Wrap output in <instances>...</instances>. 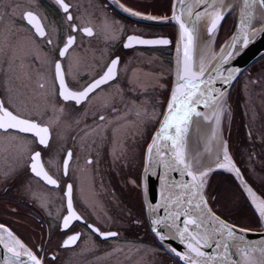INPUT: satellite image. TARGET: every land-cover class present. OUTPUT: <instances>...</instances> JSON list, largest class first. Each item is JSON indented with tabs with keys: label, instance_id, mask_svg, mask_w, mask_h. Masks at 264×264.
I'll return each instance as SVG.
<instances>
[{
	"label": "flooded vegetation",
	"instance_id": "flooded-vegetation-1",
	"mask_svg": "<svg viewBox=\"0 0 264 264\" xmlns=\"http://www.w3.org/2000/svg\"><path fill=\"white\" fill-rule=\"evenodd\" d=\"M66 2L77 17L74 23L94 29L92 37L82 32L71 33L76 36V43L63 61L69 73V84L82 89L98 78L115 58L120 60L119 77L110 85H104L89 103L79 108L70 104L62 115L56 113L59 120L53 126L47 148L38 142L33 144L35 138L31 134L0 132V225L10 229L43 264H67L63 263L62 256L73 257L68 264H115L118 255L132 257L133 238L151 244L141 182L147 145L167 106L173 83V60L178 42L177 27L171 19L174 0ZM121 4L131 12L156 17L155 23L132 20V16L121 11ZM27 8L38 13L48 38L57 46L58 59V47L64 45L71 31L54 0H0V49L8 51L7 56L0 51V101L8 103L10 98L14 109L24 110L44 122L54 115L50 108L55 72L54 65L49 63L52 46L46 39L36 37L34 30L20 19ZM129 36L167 39L170 43L125 48ZM8 45L11 48H7ZM250 70L246 71L248 75ZM243 76L235 88L241 84ZM41 83L45 84L44 88L39 86ZM121 91L124 101L118 103V107L122 118L117 120L115 129L108 125L98 129L96 113L103 111L102 106L112 97L119 101ZM55 92L58 99V84ZM236 98L232 100L235 102ZM59 104L63 106L64 102L59 101ZM154 112L157 115L153 120ZM105 114H110V110ZM252 121L230 120L227 136L243 176L264 199V190L253 178L254 168L244 166V160H264V137L252 134L250 123L256 131L260 128ZM32 149L42 152V162L49 174L58 179L59 187L46 185L23 163ZM68 151L73 152V157L69 174L65 176L62 161ZM50 160L59 165L60 171L49 166ZM88 160L92 163H87ZM257 169L264 172V164L257 165ZM68 184L73 185V209L77 214L102 232H117L116 237L101 238L82 221H72L67 229L63 228V217L68 214L65 195ZM243 203L248 205L246 200ZM247 208L254 216L252 221L255 219L257 223L254 231H262L249 205ZM212 209H216L214 205ZM221 217L237 226H245L231 217ZM132 223L136 232H132ZM77 233L80 238L76 244L64 247L63 242ZM156 249L164 260L168 259L161 249ZM117 264H132V261Z\"/></svg>",
	"mask_w": 264,
	"mask_h": 264
},
{
	"label": "snow or ice",
	"instance_id": "snow-or-ice-1",
	"mask_svg": "<svg viewBox=\"0 0 264 264\" xmlns=\"http://www.w3.org/2000/svg\"><path fill=\"white\" fill-rule=\"evenodd\" d=\"M258 2L259 7L264 11V0H253L252 3L249 0H244V8L241 12V22L238 25V35L234 36L230 45L233 51L237 49L238 43L246 47L249 43V30L253 34L264 32V16L261 17V24L259 28H253L254 20V8L255 3ZM54 3L64 13V17L70 28V33L67 35L66 41L62 47H58L57 58V46L54 45L52 38H48V33L39 18L38 13L31 10V8L25 9L20 14V19L25 21L31 29L34 30L36 37L41 40L46 39V43L52 46V54L49 60L51 65H54V78L53 83V96L54 99L50 105L53 112V117H50L47 121L41 122L40 118L34 119L29 113L21 109H14L12 107L11 100L5 103L0 101V132L4 134H31L35 139L33 144L37 143L45 148L50 146V140L52 136V130L55 123L58 122L59 116L64 113L65 108L74 104L77 108L89 103L94 95H99V91L103 90L104 85H110L112 82L118 80L119 77V58L111 59L110 63L106 65V69L98 78L92 79L90 83L81 88H73L68 82L69 73L63 67V61L67 58L70 49L76 43V36L71 33L82 32L87 37L94 35V29L90 26L80 27L74 23L77 19L70 9L71 5L66 0H54ZM180 5L183 7L181 15H177L175 12L176 4L173 5L172 20L179 26V39L177 42V71L176 81L172 87L171 96L167 101V108L163 114L164 118L160 121V128L152 135L151 143L147 145V152L144 163L145 177L149 174L155 175L160 181V201L157 204H152L145 199V204L149 215L159 211L161 207L164 208L166 215L163 218L151 219L152 231L157 233L161 242L177 238L179 242L186 249L181 253L175 249H169L174 252L180 260L185 261V264H213L216 261H223L225 264H251L248 253L250 251H256L246 239L242 233L250 231L248 228L237 227L231 223H227L219 216L215 215L213 211L208 207V204L204 198L203 190L205 187L206 177L208 176L211 168H205L201 170V161L196 160L193 162V158L189 156L187 151V137L189 128L192 123L193 117H203L205 122L212 119L215 120V124L218 127L220 123L221 114L224 111V96L225 92L212 86L216 83L217 77H221L225 84L231 82L235 77L232 72H229L227 77H223L219 68L212 69L216 73L215 76L211 74L205 67L203 59L199 66L194 63L193 50L194 40L196 35V24L201 19L202 15L207 14L210 17V23L207 27V33L211 37L217 30L220 22L224 19L225 13L221 11L223 7L222 0H212L211 3H207V0H197V7L204 4V12H193V6L186 4L185 0H179ZM125 12H131L130 9L120 5ZM211 10V11H210ZM227 11V10H226ZM186 13L188 17L195 15V20L185 21L182 17ZM132 15H140L137 12H131ZM149 20H154L156 17H145ZM170 41L167 39L160 40H145L136 36H129L127 42L124 44L125 48L133 46V44L141 45H155L163 44L167 45ZM7 48H11L10 45ZM4 51V55H8L7 49H0ZM182 51V56L179 54ZM224 49L221 48L223 53ZM233 53L229 52L227 56H224L223 63L227 62L229 56ZM58 84V99H56L55 86ZM41 88L45 87L44 83L39 85ZM206 86V87H205ZM59 101H63L64 105L60 106ZM124 101V93L121 91L120 99L117 101L116 97H112L109 103L102 106L103 111H98L96 116L98 117L97 128H104L108 125L109 128L115 129L117 126V120L121 117V110L118 107V103ZM197 107H203L211 112V116L208 115V111H197ZM110 110V114L108 113ZM139 115V112H137ZM106 130V129H105ZM213 138L216 137V128L213 129ZM167 141L169 143L161 145V141ZM73 157V152L68 151L67 156L62 161L63 174L67 176L69 174L70 161ZM222 160L217 157L215 164L216 168L225 169L234 173L240 178L243 184V177L240 175L239 169L236 167L232 158L229 155L227 144H223ZM23 163L30 168L31 173L42 180L46 185L59 187L58 179L49 174L45 165L42 162V152L40 150L32 149L29 152L28 158ZM87 163L91 164L92 161L88 160ZM50 167H55L57 171H60L59 165L54 161H49ZM157 166L163 167V173H157L155 171ZM170 172H178L180 176L188 177V180L176 182L169 179ZM7 175V174H6ZM146 184V181H144ZM135 183V181H133ZM248 196L251 199L252 205L255 207L256 212L260 218V225L264 227V199H261L257 194L244 185ZM179 188L180 194H175L174 189ZM73 185H67V192L65 195L68 197L67 212L68 214L63 217V228L67 229L72 221H82L86 226L91 229L93 233H96L101 238L107 239L109 237H116L118 235L115 231L102 232L98 227L89 223L82 215L77 214L73 209L72 201ZM193 211L197 215H193ZM183 228L179 227L177 222L181 221ZM157 226L167 228L169 232L174 235H168L159 231ZM190 226H192L190 228ZM0 229L6 234V237L0 235V245L9 254L5 256V264H27L28 261L31 264H41V260L37 258L22 242L17 239L8 228L0 225ZM80 234L71 235L63 242L64 247H70L76 244L79 240ZM224 249L223 254H219L220 248ZM235 249V255L239 259H233L229 256V249ZM205 249H212L213 255L209 256ZM262 255H264V248H260ZM27 257V261H23L21 258ZM55 259V257H53Z\"/></svg>",
	"mask_w": 264,
	"mask_h": 264
},
{
	"label": "water",
	"instance_id": "water-1",
	"mask_svg": "<svg viewBox=\"0 0 264 264\" xmlns=\"http://www.w3.org/2000/svg\"><path fill=\"white\" fill-rule=\"evenodd\" d=\"M228 1L229 0H222L223 7L221 8V11L225 13L224 19H225L227 14H230L229 13L230 11H228V10L226 11V4H227ZM211 2H212V0H207V3H211ZM249 2L252 3L253 0H249ZM185 3L186 4H191L193 6V12L194 13L196 11H199L201 13L204 12V4L201 3V5L199 7H197V0H185ZM174 4H176V8H175L176 14L177 15H181L184 10H183V7L180 5L179 0H174L173 5ZM243 8H244V0H240V9H239V11L234 12V13L237 14L236 20H235V26H234V29H233V32H232L231 36L229 37V39H227L225 44L222 46V48L224 49L223 53L220 50V52L217 55L214 56V59L211 60L208 63V65H206V69H208V71L211 72V74L213 76H215L216 73L213 72L212 69L219 68L220 73H221V75L223 77H227L229 75L230 71L232 72V75L235 77L234 79L231 80L230 83L225 84L223 79L218 76L216 83L212 86L213 88H218V89H221L222 91L225 92L224 104H223L224 107H225L228 95L230 93V90H231L232 86L234 85V83L236 82V80L250 66H252L254 63L259 61L260 59L264 58V32L253 34L252 31L249 30L250 40H249V43H248V45L246 47H244V46H242L241 44L238 43L237 49L235 51H233L230 47L227 46V45L231 44L233 37L239 34L238 33V25L240 24L241 19H242L241 12H242ZM121 11L123 13H125V14H128L130 17L132 16V20H135V21H138V22L155 23V21H153V20L146 19L145 17H148L146 15L140 14L138 16H134L130 12H125L124 10H121ZM257 11H260L262 13V15L264 16V11H262L260 9L258 2L255 3L254 17L256 15ZM132 12H134V11H132ZM172 15H173V13H172ZM182 18L187 22L190 19L191 20H195V15H193L190 18L185 13ZM171 19H172V17H171ZM224 19L221 20L216 32L211 37L207 33V27H208V25L210 23V17L207 14H204V15H202L201 19L197 22V24H196L197 31H196V35H195L194 50H193L194 63H195L196 51H197V48H198L197 43H198L199 38L203 37L204 38V43L207 42V41H210L211 38H213V44H214L215 37H216V35L218 33V30H219V27L221 26V24L224 21ZM172 21H173L174 25L177 27L178 39H179V26L175 23L174 20H172ZM254 23H255V18L253 20L252 27L253 28H259L260 27V24L259 25H255ZM200 26H202L203 29H202V35H200V37H199V27ZM133 45H141V44H133ZM229 52H232L233 54L228 57L226 63H223L224 56H227ZM179 55L182 56V51H181V53ZM177 59H178V52H177V47H176V50H175V53H174V60H173L174 62H173V83H172V87H173V85H174V83L176 81V71H177V67H178ZM171 91H172V89H171ZM170 96H171V92H170ZM170 96H169V98H170ZM166 108H167V106H166ZM166 108H165V110H166ZM165 110H164V112H165ZM197 111L206 112L208 110L204 109L203 107H197ZM164 112H163V114H164ZM208 115L211 116V112L210 111H208ZM163 118H164V116L162 115L160 121H162ZM212 120H210V121H212ZM160 121H159V123L157 125V128H156L155 132L160 128ZM210 121L205 122L203 117H193L192 123H191L190 128H189L188 137H187V151H188V153H189V145L188 144H189L190 135H191L192 132L196 131L195 123L197 122V125H198L199 123L204 124V123H209ZM150 143H151V141H150ZM167 143H169V142L162 140L161 141L162 147H163L164 144H167ZM146 152H147V149H146ZM146 152H145V156H146ZM144 163H145V161H144ZM155 171L157 173H163L164 169L161 166H157ZM209 172H210V174H208V176H207L208 177V181H206L207 183L209 182V177L214 172H222V173H225V174H231L232 177L235 179L236 183L239 185V187L241 188V190L245 194L249 204L251 205L252 209L254 210L255 214L257 215V217H258V219L260 221L259 215L256 212L255 207L252 205L251 199L248 196V194H247V192L245 190V187H244L245 184L248 187H250V186L248 185V183L244 179V177H243L241 172H240V175H241V177H243V184L241 183L240 178H238L232 172L221 171V170H211ZM169 179L175 180L176 182H179V181H181V179L187 181L188 177H183L182 178L178 172H170L169 173ZM144 181H146V184H145ZM141 183H142L141 184V194H142V201H143V205H144V209H145V215H146V219H147V223H148L149 229H150L154 239L156 240L157 244L162 248V250L168 256H170L174 261H176L179 264H185V261L180 260V258L178 256H176L174 254V252L169 251V249H175L176 251H179L181 253L186 251V249L183 247V245L179 242L178 237L177 238H173V239H168V240H165V241L161 242V240L159 239V236L157 235V233H154L152 231V227L153 226L151 224V219H154V218H157V217L163 218L166 215V212H165L163 207H161L158 212L149 215V212L147 210V206L145 204V199H147L148 202H150L152 204L159 203V201L161 199V197H160V181H159V179L155 175H151V174H149L147 177H145V173H144V169H143L142 182ZM180 192H181V190L179 188L174 189V193L175 194L178 195V194H180ZM203 195H204V198H205V200H206V202L208 204V207L210 208V205H209V203L207 201V198H206L205 190H203ZM193 215L195 216V215H197V213L195 211H193ZM182 220H183V217H181V221L177 222L178 226L181 227V228H183ZM227 223H229V222H227ZM157 227H158L159 231H161V232H164V233H166L168 235H174V233L169 232V230L167 228H164V227H161V226H157ZM191 227L192 226H190V228ZM8 230L11 231L10 229H8ZM242 234L245 236V239L253 247H255L257 249L256 251H250L248 253L249 258L251 260V264H258L257 262H260V264H264V255H262L261 251H259L260 248H264V227H263L262 231L250 230L249 232L242 233ZM0 235H3V236L6 237V234L3 232L2 229H0ZM13 235L17 239H19L14 233H13ZM72 246H74V245H71L70 247H72ZM205 251H206V253L209 256L213 255L212 249H205ZM223 252H224V249L221 247L218 250V253L219 254H223ZM228 254L233 259H237V260L239 259V257L235 255V249L234 248H230ZM6 255H9V254L4 250L2 245H0V264H5V256ZM21 259L23 261H27V257H22ZM27 264H31V262L28 261ZM41 264H42V261H41ZM213 264H225V262L216 261V262H213Z\"/></svg>",
	"mask_w": 264,
	"mask_h": 264
},
{
	"label": "rangeland",
	"instance_id": "rangeland-1",
	"mask_svg": "<svg viewBox=\"0 0 264 264\" xmlns=\"http://www.w3.org/2000/svg\"><path fill=\"white\" fill-rule=\"evenodd\" d=\"M140 1V0H136ZM151 3H157L161 2L162 0H144ZM237 14L234 12H231L230 14L226 15V22L223 24V28L220 26L218 33L215 37L214 44H213V52L212 55H217L222 46L225 44L227 39L231 36L235 19ZM250 74L248 75L246 71H244L241 75L244 74L242 77L241 84L235 88V90L228 96L225 104V111L222 114V134L224 140H228L227 136V130H229V122L232 119L235 120H247L250 122H253L252 120H255V122L258 123L260 128L258 131H256V128H253V125L251 127L250 123V130H252V134L254 136L260 135L264 137V59L259 61L255 66L251 67ZM234 94H236L237 98L234 102L232 100V97H234ZM236 105V106H235ZM157 112L153 113V120L156 118ZM255 124V123H254ZM228 147L229 152L231 156L233 157V162L235 165L237 164L235 160H237L235 154L233 153V147L232 142L228 141ZM264 164L263 159H248L244 160V166L248 165L249 167L254 168V175L253 178L257 179L255 180L258 185L262 187L264 190V172L261 169H257V165L261 166ZM237 166V165H236ZM210 174V172L208 173ZM219 176V175H218ZM218 176L216 178H218ZM210 178V177H209ZM232 180L233 177L231 176ZM211 179V178H210ZM220 180L215 179L214 182L207 183L205 182L204 190L206 192V198L209 203V205L212 207V205L215 206V212L219 214V216H226L233 218L234 221L237 223H241L243 228L253 229L257 225L255 219L254 222L252 221L253 218L250 216L249 209L245 206L243 203V200L240 198V196L235 193L234 189H231L230 187L226 186L225 192H218L216 191V186ZM206 181H208V177L206 178ZM227 185V182L224 184ZM233 186V185H232ZM253 190V189H252ZM254 191V190H253ZM255 192V191H254ZM228 193V194H227ZM256 193V192H255ZM225 194V195H222ZM133 199V206L136 207L134 204V196L132 194ZM214 200V201H213ZM105 204V202H103ZM107 205V204H106ZM108 206V205H107ZM133 211V208H132ZM106 215H109L107 213ZM220 216V217H221ZM133 220V219H132ZM253 227V228H250ZM132 232H136L135 226L132 223ZM134 239V238H133ZM132 239V257H125L123 255H118L119 260H113L115 264L117 263H128L129 260L132 261V264H165L170 263L168 259H163L160 256V253L157 251L156 248L151 246V244H147L145 241L144 243L142 241H135ZM152 243V242H151ZM158 255V256H156ZM78 261L80 259L78 256H75ZM63 263L64 261L68 263H72V256H62ZM67 258V260H66ZM130 258V259H129ZM71 260V261H70ZM82 262V261H80Z\"/></svg>",
	"mask_w": 264,
	"mask_h": 264
},
{
	"label": "bare ground",
	"instance_id": "bare-ground-1",
	"mask_svg": "<svg viewBox=\"0 0 264 264\" xmlns=\"http://www.w3.org/2000/svg\"><path fill=\"white\" fill-rule=\"evenodd\" d=\"M240 9V0H229L226 4V10L231 12H237ZM262 13L260 11L256 12L255 15V25L261 24ZM202 26L199 27V37L202 35ZM198 48L196 51L195 64L199 66L201 60L203 59L206 65L214 59L212 55L213 52V38L210 41L204 43V38L200 37L198 40ZM224 108V105H223ZM225 111V108H224ZM223 111V112H224ZM222 112V114H223ZM222 114L220 118L219 126L215 124L213 119L209 123H195L196 131L192 132L189 138V155L193 158V162L196 160L201 161L200 168L201 170L205 168H211L212 170H221L227 171L225 169H219L215 167L217 157L222 160V149L223 144L226 143L222 134ZM216 128V137L213 138V129ZM229 172V171H227ZM260 264V262H257Z\"/></svg>",
	"mask_w": 264,
	"mask_h": 264
},
{
	"label": "trees",
	"instance_id": "trees-1",
	"mask_svg": "<svg viewBox=\"0 0 264 264\" xmlns=\"http://www.w3.org/2000/svg\"><path fill=\"white\" fill-rule=\"evenodd\" d=\"M234 97H236V94H234ZM219 176H220V180H219V182H218V184L216 186V191H218V192H225V189H226L225 187L226 186L228 187V189L230 187H232L231 189H234L235 190V193H237L240 196V198L243 200V202H245V199H244L242 193H240L241 190L236 185L234 179L232 180L231 176H229V175H219ZM219 176H218V178H216L217 176L215 178H213L212 183L214 182L215 179L218 180L219 179ZM226 182H227V185H224ZM222 195H225V194H222ZM246 207H248V205ZM250 216L251 217H254L252 213H251Z\"/></svg>",
	"mask_w": 264,
	"mask_h": 264
}]
</instances>
